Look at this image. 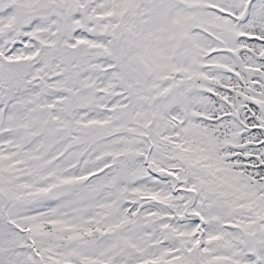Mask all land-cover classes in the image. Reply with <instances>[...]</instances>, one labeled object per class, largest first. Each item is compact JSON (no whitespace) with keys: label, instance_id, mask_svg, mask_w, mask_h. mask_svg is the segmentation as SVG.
<instances>
[{"label":"snow or ice","instance_id":"snow-or-ice-1","mask_svg":"<svg viewBox=\"0 0 264 264\" xmlns=\"http://www.w3.org/2000/svg\"><path fill=\"white\" fill-rule=\"evenodd\" d=\"M0 264H264V0H0Z\"/></svg>","mask_w":264,"mask_h":264}]
</instances>
